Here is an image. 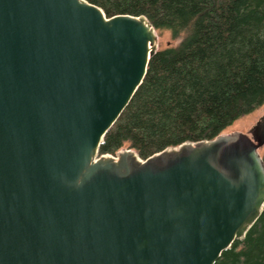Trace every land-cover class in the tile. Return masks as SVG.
<instances>
[{"label": "water", "instance_id": "1", "mask_svg": "<svg viewBox=\"0 0 264 264\" xmlns=\"http://www.w3.org/2000/svg\"><path fill=\"white\" fill-rule=\"evenodd\" d=\"M158 39L86 0H0V264H216L260 219L264 116L99 156Z\"/></svg>", "mask_w": 264, "mask_h": 264}, {"label": "trees", "instance_id": "2", "mask_svg": "<svg viewBox=\"0 0 264 264\" xmlns=\"http://www.w3.org/2000/svg\"><path fill=\"white\" fill-rule=\"evenodd\" d=\"M107 17L144 16L179 43L159 49L99 156L142 159L213 140L264 105V0H86ZM264 159V152L262 154ZM216 264H264V211Z\"/></svg>", "mask_w": 264, "mask_h": 264}, {"label": "rangeland", "instance_id": "3", "mask_svg": "<svg viewBox=\"0 0 264 264\" xmlns=\"http://www.w3.org/2000/svg\"><path fill=\"white\" fill-rule=\"evenodd\" d=\"M158 44L159 49H165L167 47L176 46L179 43V40H173L169 32H158ZM264 116V105L253 111L252 113L240 118L232 126L227 128L223 134H231L236 132H241L250 135L253 127L257 124L261 117ZM129 146L126 145L122 150L129 149ZM121 151V150H120ZM264 148L261 150L263 154ZM118 154V153H117Z\"/></svg>", "mask_w": 264, "mask_h": 264}]
</instances>
